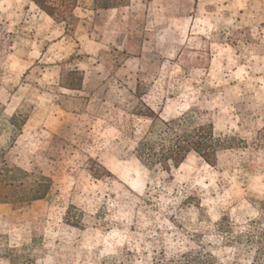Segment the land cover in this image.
<instances>
[{"label":"rangeland","instance_id":"obj_1","mask_svg":"<svg viewBox=\"0 0 264 264\" xmlns=\"http://www.w3.org/2000/svg\"><path fill=\"white\" fill-rule=\"evenodd\" d=\"M74 15L0 0V264H264V0H78ZM138 82L163 118L197 106L248 143L145 167Z\"/></svg>","mask_w":264,"mask_h":264},{"label":"trees","instance_id":"obj_2","mask_svg":"<svg viewBox=\"0 0 264 264\" xmlns=\"http://www.w3.org/2000/svg\"><path fill=\"white\" fill-rule=\"evenodd\" d=\"M44 12L57 22H65L70 28L77 17L74 9L78 0H33ZM129 0H94V8H113L128 5ZM83 74L78 70L61 72V86L70 90H80L83 86ZM137 83L135 96L138 105L134 114L149 119V127L138 137L135 155L147 168H163L169 170L172 166L179 167L190 154H196L207 163L215 165L220 150L245 146L248 142L237 135H217L214 123L206 110L192 106L189 110L171 119H165L158 114L145 100ZM133 133V132H132ZM256 141L264 140V127L257 131ZM99 166L106 171L102 164ZM95 175H100L96 172ZM25 198L29 200L42 199L50 188L39 183ZM160 259L158 264H213L209 255L201 252H188L178 259Z\"/></svg>","mask_w":264,"mask_h":264},{"label":"bare ground","instance_id":"obj_3","mask_svg":"<svg viewBox=\"0 0 264 264\" xmlns=\"http://www.w3.org/2000/svg\"><path fill=\"white\" fill-rule=\"evenodd\" d=\"M131 187V186H130ZM133 187V186H132Z\"/></svg>","mask_w":264,"mask_h":264}]
</instances>
